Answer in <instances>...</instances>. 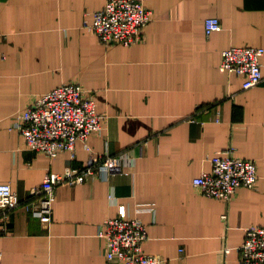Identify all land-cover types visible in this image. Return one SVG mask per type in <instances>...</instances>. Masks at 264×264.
<instances>
[{
  "label": "crops",
  "instance_id": "1",
  "mask_svg": "<svg viewBox=\"0 0 264 264\" xmlns=\"http://www.w3.org/2000/svg\"><path fill=\"white\" fill-rule=\"evenodd\" d=\"M140 1L153 18L143 38L106 47L84 25L105 0H0V183L24 202L49 173L125 157L120 174L57 186L47 225L22 204L13 210L0 264H118L98 237L107 217L142 221L144 250L170 264H241L243 230L264 226V55L251 89L219 67L225 48L264 45V0ZM208 17L220 31L205 34ZM68 82L94 92L102 130L73 157L34 153L16 118ZM229 148L255 162L256 187L207 198L192 181Z\"/></svg>",
  "mask_w": 264,
  "mask_h": 264
},
{
  "label": "built area",
  "instance_id": "2",
  "mask_svg": "<svg viewBox=\"0 0 264 264\" xmlns=\"http://www.w3.org/2000/svg\"><path fill=\"white\" fill-rule=\"evenodd\" d=\"M90 18V19H88ZM85 27L106 47L131 46L139 42L143 30L152 22V12L140 0H105L104 6L95 12L85 13ZM217 17L204 22L205 34L221 30ZM1 36V34H0ZM264 45L257 47L231 46L221 53L220 68L234 73L241 79L243 90L259 85L263 79L261 57ZM104 117L97 112L94 92L80 84L68 82L51 88L33 104L19 113L14 126L34 153L49 158L61 152L73 157L77 142L90 150L89 136L102 130ZM124 155H94L82 169L65 168L62 173H49L43 182L30 190V197L19 200L7 183H0V233L7 232L8 220L13 210L23 207L47 225L52 220L54 191L59 185H79L96 171L120 174ZM210 170L193 179L194 187L207 198L230 200L239 188L255 189L258 172L253 160L240 158L232 148L222 151L210 160ZM151 210L150 208H148ZM226 218L225 215L222 216ZM98 237L105 246L106 262L118 264H170L164 258L147 253L144 241L146 226L131 218L107 217L100 225ZM243 243L238 248L241 264H264V226L251 225L243 230ZM226 251V250H225Z\"/></svg>",
  "mask_w": 264,
  "mask_h": 264
}]
</instances>
